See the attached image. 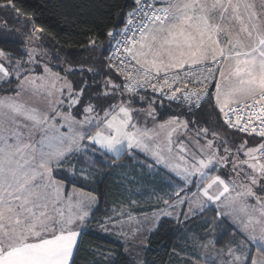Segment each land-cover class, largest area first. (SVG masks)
<instances>
[{
	"label": "snow or ice",
	"instance_id": "obj_1",
	"mask_svg": "<svg viewBox=\"0 0 264 264\" xmlns=\"http://www.w3.org/2000/svg\"><path fill=\"white\" fill-rule=\"evenodd\" d=\"M107 8L72 55L0 0V264H264V0Z\"/></svg>",
	"mask_w": 264,
	"mask_h": 264
},
{
	"label": "trees",
	"instance_id": "obj_2",
	"mask_svg": "<svg viewBox=\"0 0 264 264\" xmlns=\"http://www.w3.org/2000/svg\"><path fill=\"white\" fill-rule=\"evenodd\" d=\"M57 3L58 0H52V4L49 5L48 9L45 11L42 7L45 4V0H18V6L21 7L27 15L30 16L35 12L37 14V20L41 21L44 27L50 29L57 39L60 41H67L64 45V50L72 55L81 54L80 44L86 38L82 35L83 32L87 31L89 28L95 29L96 25H99L100 29H103L104 25L111 26L107 8V4L111 3V0H64L65 7L59 9L55 7ZM76 4L87 5V7H73V5ZM63 11H68L69 15L65 17L59 14ZM19 19L24 20L25 16L22 15ZM82 21L84 22L82 23ZM112 22H115L114 18ZM105 39L106 37L102 35L101 40ZM45 40L49 44L55 43V41L47 36ZM0 47H4V45H0ZM7 47H17V45L9 43ZM109 183L111 184V181H109ZM83 240L81 264L88 258L84 249H90L97 244L103 245L105 248L114 247L117 251H122L120 248L121 241L96 231H93L90 235H85ZM176 242L175 237L171 234L164 235L162 233L161 236H154L146 253L150 264L153 261L155 264H161V261H167V253L171 251V245Z\"/></svg>",
	"mask_w": 264,
	"mask_h": 264
}]
</instances>
